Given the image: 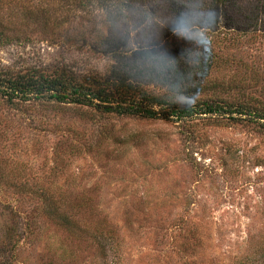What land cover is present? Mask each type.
<instances>
[{"label": "rangeland", "instance_id": "374dc122", "mask_svg": "<svg viewBox=\"0 0 264 264\" xmlns=\"http://www.w3.org/2000/svg\"><path fill=\"white\" fill-rule=\"evenodd\" d=\"M67 1L0 0L2 78L132 83L167 108L214 100L252 116L153 120L0 96V264H264L259 0L130 13L99 0L91 14Z\"/></svg>", "mask_w": 264, "mask_h": 264}, {"label": "trees", "instance_id": "16d2710c", "mask_svg": "<svg viewBox=\"0 0 264 264\" xmlns=\"http://www.w3.org/2000/svg\"><path fill=\"white\" fill-rule=\"evenodd\" d=\"M142 1L144 4L145 0H127V12H132L135 7L141 5L139 2L142 3ZM215 3L225 6L226 10L229 9L231 4L234 5L231 0H215ZM67 4L69 7L75 8V11L87 14L93 13L97 7L102 5L99 0H68ZM248 12L253 19L257 20L258 16L264 13V0L257 1L253 9ZM61 22L58 21L56 25H61ZM0 96L7 98L10 103L38 101L56 104H76L120 117H141L153 120L157 118L165 120L177 118L182 120L196 115L227 116L237 114L243 117L252 116V112L247 111L249 108L247 109L245 105H235L214 100L204 101L188 107L173 106L167 108V104L165 103L166 105H164L162 97L150 95L148 91L140 89L132 83L126 85L118 82L113 86L112 90H110V87L93 89L82 84L67 82L65 79H50L35 75L20 76L16 80H7L0 76ZM153 105H158L162 109L156 111ZM254 116L263 119V116L258 115V113Z\"/></svg>", "mask_w": 264, "mask_h": 264}]
</instances>
